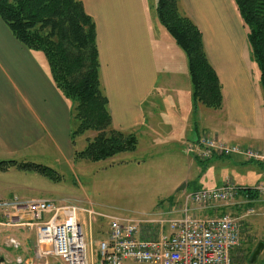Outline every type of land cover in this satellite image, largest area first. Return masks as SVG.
<instances>
[{
	"label": "crops",
	"instance_id": "0c3cea01",
	"mask_svg": "<svg viewBox=\"0 0 264 264\" xmlns=\"http://www.w3.org/2000/svg\"><path fill=\"white\" fill-rule=\"evenodd\" d=\"M80 1L95 24L100 82L113 129L133 134L138 144L153 137L159 140V134L167 133V142L175 144L173 148L184 146L186 155L187 144L203 134L229 145L264 149V91L232 0H178L179 13L201 32L208 61L221 85L222 107L213 112L217 128L208 132L199 129L205 115L199 114L200 106L193 107L181 49L170 44L159 28L154 13L157 0ZM40 54L19 44L0 20V158H14L27 151L45 155L51 144L59 157L70 162L71 104L55 88ZM194 160L191 157L190 163ZM248 168L262 180L264 167ZM182 182L184 189L176 191L180 193L176 200L188 193L187 182ZM245 196L239 193L233 204L219 208L218 213L241 214L246 208L240 204ZM11 198L24 199L0 191V201ZM30 199L54 201L50 197ZM250 204L260 210L255 217H264V202ZM197 214L213 213L205 210ZM12 233L33 235L23 229L0 228V235ZM30 256L26 246L21 259L35 264Z\"/></svg>",
	"mask_w": 264,
	"mask_h": 264
},
{
	"label": "rangeland",
	"instance_id": "374dc122",
	"mask_svg": "<svg viewBox=\"0 0 264 264\" xmlns=\"http://www.w3.org/2000/svg\"><path fill=\"white\" fill-rule=\"evenodd\" d=\"M159 28L170 39L168 42L178 48L160 23ZM163 42L166 43L165 45L168 44L166 40ZM178 50L180 51L179 48ZM180 54L185 58L186 71L187 59L182 51ZM255 69L258 73L257 67ZM213 112L200 106L199 114L205 115L204 122L199 124L200 130L208 132L214 131L213 127L217 128V125L213 126ZM218 135L221 139H225L222 134ZM93 136L89 133L76 138L73 149L82 150L85 140ZM168 136L169 134L164 133L162 137L159 134V140L156 137L143 140L137 143L133 153L120 154L97 163L77 160L74 156H71L70 162H67L65 157L58 156L51 144L46 147L45 155L27 151L14 158H0V162L15 160L19 163L31 162L47 166L59 175V180L54 182L36 173L9 167L7 172H0V191L11 192L16 197L24 199L50 197L54 201L61 200V203L76 207L78 210L76 219L81 227L85 256L89 264H99L98 245L107 240L109 219L149 221L171 219L169 215L172 218L176 217L178 214L168 213L171 210L178 211L182 206L183 197L176 200L180 195L176 191L184 185L182 181L187 182L185 192L188 193L216 188L226 179H231L240 189L252 188L261 181L260 176L248 168L253 165L261 167V165L240 157L239 159L244 162L239 163L231 157L206 162L194 161L191 164V157L186 155L184 146L178 145L173 148L175 144L167 142ZM155 141L158 142L155 144ZM259 211L256 209L257 214ZM246 225L241 248L238 253L232 255L231 263L264 264V245L255 261L249 262L256 247L264 244V217H249L246 219ZM9 238L16 239L19 243L15 246ZM22 245L30 249L29 258L36 261L35 264H61L52 257L35 260L32 254L36 247L35 237L19 236L18 233L0 235L2 264H16L17 258L24 262L21 257L25 247L21 248Z\"/></svg>",
	"mask_w": 264,
	"mask_h": 264
},
{
	"label": "trees",
	"instance_id": "16d2710c",
	"mask_svg": "<svg viewBox=\"0 0 264 264\" xmlns=\"http://www.w3.org/2000/svg\"><path fill=\"white\" fill-rule=\"evenodd\" d=\"M232 2L264 90V0ZM177 6L178 0H157V20L187 59L193 107L218 111L222 107L221 85L208 61L201 32ZM0 20L19 44L44 56L55 88L71 103L72 157L97 163L136 150L133 134L112 127L100 82L95 24L80 0H0ZM89 133L94 136L85 140L84 148L73 149L76 138ZM9 167L59 180L53 169L40 164L0 162L1 172ZM249 262L253 263L251 258Z\"/></svg>",
	"mask_w": 264,
	"mask_h": 264
},
{
	"label": "built area",
	"instance_id": "2783aa9c",
	"mask_svg": "<svg viewBox=\"0 0 264 264\" xmlns=\"http://www.w3.org/2000/svg\"><path fill=\"white\" fill-rule=\"evenodd\" d=\"M186 152L206 162L214 158L240 157L264 167V149L229 145L209 134L188 143ZM244 193L240 215L218 213ZM255 195L254 199L249 196ZM264 202V171L254 187L240 189L230 179L213 189L183 197L177 217L165 220L110 218L108 237L98 245L99 264H232L242 245L246 219L257 215L251 202ZM250 204V205H247ZM211 215H198L202 211ZM77 208L45 199L11 198L0 201V228L19 229L35 237L33 258H55L61 264H89L76 214ZM166 228V230H165ZM16 246L14 240H10ZM19 259L16 264H22Z\"/></svg>",
	"mask_w": 264,
	"mask_h": 264
},
{
	"label": "water",
	"instance_id": "95a60500",
	"mask_svg": "<svg viewBox=\"0 0 264 264\" xmlns=\"http://www.w3.org/2000/svg\"><path fill=\"white\" fill-rule=\"evenodd\" d=\"M184 189V185H182L180 188H178L177 191H181ZM262 248V244H259L256 248V250L254 251V253L252 254V257H251V262H254L255 261V258L257 257V255L259 254V251L260 249Z\"/></svg>",
	"mask_w": 264,
	"mask_h": 264
}]
</instances>
